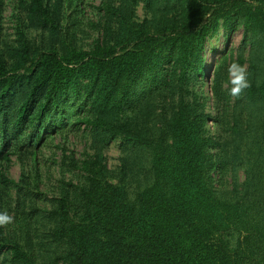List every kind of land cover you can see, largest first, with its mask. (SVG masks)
I'll return each instance as SVG.
<instances>
[{"label":"trees","instance_id":"obj_1","mask_svg":"<svg viewBox=\"0 0 264 264\" xmlns=\"http://www.w3.org/2000/svg\"><path fill=\"white\" fill-rule=\"evenodd\" d=\"M87 2L0 0V264H264V0ZM221 26L243 31L212 70L211 113L204 51ZM232 64L250 82L238 96ZM56 138L80 178L49 194L38 154Z\"/></svg>","mask_w":264,"mask_h":264},{"label":"rangeland","instance_id":"obj_2","mask_svg":"<svg viewBox=\"0 0 264 264\" xmlns=\"http://www.w3.org/2000/svg\"><path fill=\"white\" fill-rule=\"evenodd\" d=\"M87 13L88 10L92 9V6H96L100 0H87ZM137 12L139 14V17H142L144 14L143 9V3L140 2L138 5ZM8 11L4 12L3 15V27L9 31L11 27V21L10 18L8 19ZM94 19L92 14H88L86 16L87 19ZM86 33L81 35L78 44L81 46L88 47L92 43L93 39L97 36V33L95 32L94 28H90L89 26L86 27ZM242 27H236L233 31L228 33L223 26H221L218 31L210 36L206 42V48L204 51L205 56V66H206V72H205V78H203V89L208 90V93L206 96V108L207 111H214L213 107V100L211 96V81L209 78L212 77V70L220 57L222 56V53L225 49H235L242 38ZM207 80V81H206ZM208 124L211 126V121H208ZM68 143L67 146L72 149L76 156H79L83 151L88 150V142L86 139V133L85 132H79V133H72L68 135ZM59 142V138L54 139L53 143H49L48 146L42 148V151L38 154V165L39 173L42 178V189L46 190L49 194L51 192L56 191V185L57 180L63 179L65 181H72L77 182L80 178V174L77 170L75 171H69L66 169V167H63L62 170H60V166L58 163H60L59 159L55 157V154H59V151L54 147L53 144H57ZM58 152V153H55ZM107 163L110 168H115L119 163V156H120V146H119V140H113L111 141L109 148L105 150ZM10 177L14 180H17L20 176V164L14 159L13 164L11 165L9 169Z\"/></svg>","mask_w":264,"mask_h":264},{"label":"clouds","instance_id":"obj_3","mask_svg":"<svg viewBox=\"0 0 264 264\" xmlns=\"http://www.w3.org/2000/svg\"><path fill=\"white\" fill-rule=\"evenodd\" d=\"M231 76L230 83L232 87L230 92L233 96L240 95L245 89L250 86L248 76L244 67L238 64H232L229 68ZM13 220V217L6 212H0V224H7Z\"/></svg>","mask_w":264,"mask_h":264}]
</instances>
